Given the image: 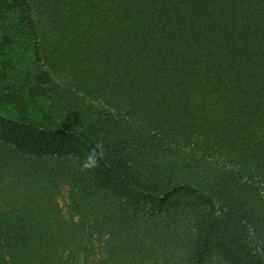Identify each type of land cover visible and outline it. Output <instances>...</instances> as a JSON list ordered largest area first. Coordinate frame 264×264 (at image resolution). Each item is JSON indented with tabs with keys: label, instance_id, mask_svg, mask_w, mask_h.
Returning <instances> with one entry per match:
<instances>
[{
	"label": "trees",
	"instance_id": "16d2710c",
	"mask_svg": "<svg viewBox=\"0 0 264 264\" xmlns=\"http://www.w3.org/2000/svg\"><path fill=\"white\" fill-rule=\"evenodd\" d=\"M65 158L121 204L102 264L143 258L145 208L183 200L204 208L184 264H264L241 220L264 228V0H0V264L79 248L45 168Z\"/></svg>",
	"mask_w": 264,
	"mask_h": 264
},
{
	"label": "rangeland",
	"instance_id": "374dc122",
	"mask_svg": "<svg viewBox=\"0 0 264 264\" xmlns=\"http://www.w3.org/2000/svg\"><path fill=\"white\" fill-rule=\"evenodd\" d=\"M23 64V63H22ZM23 70L15 76L25 79ZM48 177H52L51 196L66 220L78 224L79 248L66 254V264H102L112 245L124 243L122 236L113 229L106 207L119 201L105 191L93 192L89 180L74 166V162L48 159L45 163ZM87 179V178H86ZM87 186V188H85ZM203 206L184 201L172 207L147 206L142 214V223L149 226L139 245L143 258L135 264H184L185 245L194 223L195 212ZM241 217V216H240ZM242 229L253 245L264 254V228L249 215L241 218ZM209 264H227L214 256Z\"/></svg>",
	"mask_w": 264,
	"mask_h": 264
},
{
	"label": "clouds",
	"instance_id": "9594fccd",
	"mask_svg": "<svg viewBox=\"0 0 264 264\" xmlns=\"http://www.w3.org/2000/svg\"><path fill=\"white\" fill-rule=\"evenodd\" d=\"M106 149L102 141H98L91 147L88 155L81 161V167L85 170H94L100 166V162L106 157Z\"/></svg>",
	"mask_w": 264,
	"mask_h": 264
}]
</instances>
